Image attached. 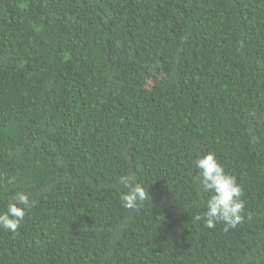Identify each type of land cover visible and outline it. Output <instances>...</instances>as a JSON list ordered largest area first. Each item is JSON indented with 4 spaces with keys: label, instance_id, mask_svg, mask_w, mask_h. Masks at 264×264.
<instances>
[{
    "label": "trees",
    "instance_id": "1",
    "mask_svg": "<svg viewBox=\"0 0 264 264\" xmlns=\"http://www.w3.org/2000/svg\"><path fill=\"white\" fill-rule=\"evenodd\" d=\"M209 151L228 232L192 219ZM17 190L0 264H264V0H0V209Z\"/></svg>",
    "mask_w": 264,
    "mask_h": 264
},
{
    "label": "clouds",
    "instance_id": "2",
    "mask_svg": "<svg viewBox=\"0 0 264 264\" xmlns=\"http://www.w3.org/2000/svg\"><path fill=\"white\" fill-rule=\"evenodd\" d=\"M192 163L197 170L194 180L198 191L207 194V198L202 202V211L192 219L203 222L209 229L215 228L217 224L223 226L224 232L235 229L244 221V201L241 199L243 190L236 177L225 171L211 151L204 155L198 154ZM119 183L125 189L119 195L124 208L139 210L150 199L144 184L133 176H121ZM32 207L33 201L30 200L29 194L17 190L5 207L0 209V230L15 233Z\"/></svg>",
    "mask_w": 264,
    "mask_h": 264
}]
</instances>
